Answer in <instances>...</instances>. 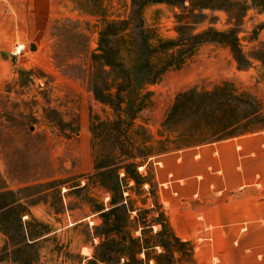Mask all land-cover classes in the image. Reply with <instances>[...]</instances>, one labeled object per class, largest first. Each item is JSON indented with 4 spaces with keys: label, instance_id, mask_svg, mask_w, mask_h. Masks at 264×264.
<instances>
[{
    "label": "rangeland",
    "instance_id": "374dc122",
    "mask_svg": "<svg viewBox=\"0 0 264 264\" xmlns=\"http://www.w3.org/2000/svg\"><path fill=\"white\" fill-rule=\"evenodd\" d=\"M58 3L0 91V264H264V219L188 227L158 180L167 153L264 128V0Z\"/></svg>",
    "mask_w": 264,
    "mask_h": 264
},
{
    "label": "crops",
    "instance_id": "0c3cea01",
    "mask_svg": "<svg viewBox=\"0 0 264 264\" xmlns=\"http://www.w3.org/2000/svg\"><path fill=\"white\" fill-rule=\"evenodd\" d=\"M58 5V0H0V91L7 89L18 74L20 62L10 55L16 44L31 48L35 45L37 52L31 54L37 58L48 52L49 26ZM204 56L206 60L207 55ZM214 60L218 75L227 62L220 55ZM194 71L183 70L179 79L168 72V81L178 90H185L183 87H191L197 79ZM159 164L160 187L177 188L181 199L192 208L188 213L182 211L180 217L188 227L196 225V217L211 225L228 220L237 225L248 219H264L261 207L255 210L253 206L254 193L264 196V128L167 153Z\"/></svg>",
    "mask_w": 264,
    "mask_h": 264
},
{
    "label": "built area",
    "instance_id": "2783aa9c",
    "mask_svg": "<svg viewBox=\"0 0 264 264\" xmlns=\"http://www.w3.org/2000/svg\"><path fill=\"white\" fill-rule=\"evenodd\" d=\"M29 52V47L24 43H18L14 46L12 49L10 55L12 59H20L22 56H24L26 53Z\"/></svg>",
    "mask_w": 264,
    "mask_h": 264
},
{
    "label": "trees",
    "instance_id": "16d2710c",
    "mask_svg": "<svg viewBox=\"0 0 264 264\" xmlns=\"http://www.w3.org/2000/svg\"><path fill=\"white\" fill-rule=\"evenodd\" d=\"M154 1H162V0H154ZM166 1H168V0H166ZM112 29H114V25H113L112 27H110L106 32H104V33L102 34V37L107 36L108 33H109ZM108 50H109V49H108ZM109 51H110V50H109ZM106 58H107V57H106ZM108 65L111 66V64H109V63H108ZM160 76H161V73H157L154 77L151 76V77L147 80V83L150 84L151 82H156ZM94 91L97 93V90L94 89ZM97 94H98V93H97Z\"/></svg>",
    "mask_w": 264,
    "mask_h": 264
}]
</instances>
